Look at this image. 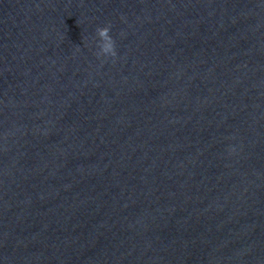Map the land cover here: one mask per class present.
Returning a JSON list of instances; mask_svg holds the SVG:
<instances>
[{
  "label": "water",
  "instance_id": "water-1",
  "mask_svg": "<svg viewBox=\"0 0 264 264\" xmlns=\"http://www.w3.org/2000/svg\"><path fill=\"white\" fill-rule=\"evenodd\" d=\"M0 264H264V0H0Z\"/></svg>",
  "mask_w": 264,
  "mask_h": 264
},
{
  "label": "clouds",
  "instance_id": "clouds-1",
  "mask_svg": "<svg viewBox=\"0 0 264 264\" xmlns=\"http://www.w3.org/2000/svg\"><path fill=\"white\" fill-rule=\"evenodd\" d=\"M111 26L99 27L96 29V36L94 38L95 46L97 48V57H116L117 51L115 46V41L110 34ZM230 151H235V149H230Z\"/></svg>",
  "mask_w": 264,
  "mask_h": 264
}]
</instances>
